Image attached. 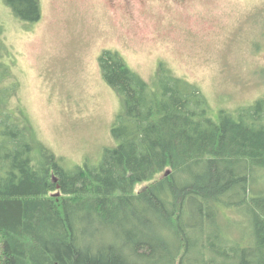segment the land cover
Segmentation results:
<instances>
[{
	"label": "trees",
	"instance_id": "16d2710c",
	"mask_svg": "<svg viewBox=\"0 0 264 264\" xmlns=\"http://www.w3.org/2000/svg\"><path fill=\"white\" fill-rule=\"evenodd\" d=\"M5 2L21 20L43 18L41 0ZM5 36L0 22V264H264V188L252 183L264 172V96L213 113L187 80L162 70L154 84L103 50L101 72L125 102L117 144L69 168L11 107ZM228 207L254 242L221 239L214 219Z\"/></svg>",
	"mask_w": 264,
	"mask_h": 264
},
{
	"label": "rangeland",
	"instance_id": "374dc122",
	"mask_svg": "<svg viewBox=\"0 0 264 264\" xmlns=\"http://www.w3.org/2000/svg\"><path fill=\"white\" fill-rule=\"evenodd\" d=\"M41 1L43 18L31 23L0 0L18 88L11 107L69 168L97 163L117 144L112 128L125 102L101 72L103 50L154 84L162 70L187 80L213 113L264 96V0ZM256 174L258 190L264 172ZM221 212L213 228L222 240L254 242L243 213L233 221Z\"/></svg>",
	"mask_w": 264,
	"mask_h": 264
},
{
	"label": "bare ground",
	"instance_id": "6f19581e",
	"mask_svg": "<svg viewBox=\"0 0 264 264\" xmlns=\"http://www.w3.org/2000/svg\"><path fill=\"white\" fill-rule=\"evenodd\" d=\"M256 176H259V178H261L260 177V175L259 174H257V175H255L254 176V178H253V180H252V183L253 184H256V182H257V177ZM236 191H237V193L235 192L234 194H233V196L232 197H230L229 198V201H232V202H235L236 200H238L240 197H242V195H240L239 194V192H238V189H236ZM209 203H212V202H209ZM227 210L229 211L230 209H226V213H225V215H226V217H232L233 219V221H236V219L239 217V216H241V215H239V214H237L236 213V215L234 214H232L231 212H227ZM219 214V213H218ZM212 218V217H211ZM218 219V217L216 218V219H214V221H216ZM183 227H187V225H185V223L183 224ZM212 237H214V234L212 235ZM208 238V237H207ZM201 239V238H200ZM251 241H252V239H251ZM226 248H228V247H226ZM198 252V251H197ZM219 255V254H218ZM219 260H224L225 262H227L228 263V261H227V259H224L223 258V256H221V255H219Z\"/></svg>",
	"mask_w": 264,
	"mask_h": 264
},
{
	"label": "flooded vegetation",
	"instance_id": "af4514ba",
	"mask_svg": "<svg viewBox=\"0 0 264 264\" xmlns=\"http://www.w3.org/2000/svg\"><path fill=\"white\" fill-rule=\"evenodd\" d=\"M125 1L129 2V0H125Z\"/></svg>",
	"mask_w": 264,
	"mask_h": 264
}]
</instances>
